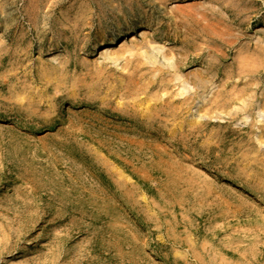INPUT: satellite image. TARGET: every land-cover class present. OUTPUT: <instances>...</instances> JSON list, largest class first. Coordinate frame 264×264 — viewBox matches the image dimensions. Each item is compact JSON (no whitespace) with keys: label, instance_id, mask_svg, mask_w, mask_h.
<instances>
[{"label":"rangeland","instance_id":"obj_1","mask_svg":"<svg viewBox=\"0 0 264 264\" xmlns=\"http://www.w3.org/2000/svg\"><path fill=\"white\" fill-rule=\"evenodd\" d=\"M0 264H264V0H0Z\"/></svg>","mask_w":264,"mask_h":264},{"label":"bare ground","instance_id":"obj_2","mask_svg":"<svg viewBox=\"0 0 264 264\" xmlns=\"http://www.w3.org/2000/svg\"><path fill=\"white\" fill-rule=\"evenodd\" d=\"M123 39H125L123 34H118L116 36L108 38L106 41L103 42V45H101V47L99 48L98 50L99 56L107 55L108 53H107L106 47L114 45L116 42L122 41Z\"/></svg>","mask_w":264,"mask_h":264}]
</instances>
